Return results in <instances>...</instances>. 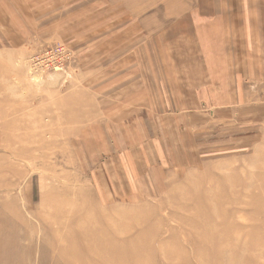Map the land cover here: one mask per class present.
Listing matches in <instances>:
<instances>
[{"label": "rangeland", "instance_id": "rangeland-1", "mask_svg": "<svg viewBox=\"0 0 264 264\" xmlns=\"http://www.w3.org/2000/svg\"><path fill=\"white\" fill-rule=\"evenodd\" d=\"M258 1L0 0V264H244L222 247L264 231V89L222 102L211 43ZM169 26L173 72L134 50Z\"/></svg>", "mask_w": 264, "mask_h": 264}, {"label": "crops", "instance_id": "crops-1", "mask_svg": "<svg viewBox=\"0 0 264 264\" xmlns=\"http://www.w3.org/2000/svg\"><path fill=\"white\" fill-rule=\"evenodd\" d=\"M255 9V15L250 14L249 16H239V17H233L234 19V26L232 27V30L236 32L234 35V38H220L218 40L212 41V47L211 49H216L218 51L216 56V66L218 68V72L222 73V79L219 81L218 87H223V89L231 87L233 88V93H226V90H222L220 94H222L220 97H222V102L230 103L233 102V104H239L242 105L244 102H253V98H251V88H262L264 89V0H259L257 3L254 4ZM191 23L194 24L196 27L198 34L204 36L207 34L209 35V31L206 27L208 23V18H205L204 16H196V19L191 21ZM213 23V22H211ZM169 29L170 33L169 36L164 34L165 30ZM163 32L157 31L153 33V41L148 42L146 44V41L143 39L145 38V33L143 32L141 40H143L141 43H136L134 47V50L137 52H141L143 54V51L146 52L149 50H155L154 54V61L156 62L158 59V56L166 55L168 57H173L172 60H169V66L168 69L169 72H173L176 69H172L171 63L177 65L178 62H175L174 56L177 54V50L174 47V39L176 40V36L178 32H175V35L171 34V31L173 27H168ZM161 33V34H160ZM186 33V32H185ZM164 35L163 38H161V35ZM187 34V33H186ZM159 37L157 38V36ZM174 37V38H173ZM208 38L206 39L204 37V47H202V56L204 57V49L207 48L209 45ZM139 41V39H138ZM151 43V46L149 45ZM147 45V46H146ZM113 46V44H112ZM210 46V45H209ZM117 47V46H113ZM126 47V46H125ZM151 48V49H150ZM192 49V48H191ZM181 50V49H180ZM184 50L186 51L184 54L185 58L188 59L189 55H192V53L189 51L187 45L185 44ZM116 51V49H115ZM129 51V49H128ZM220 51V53H219ZM222 53V54H221ZM116 54V52H115ZM179 56H182V53H179ZM193 56V55H192ZM129 57V56H128ZM128 57L122 58L124 60V64L119 66L116 65V70L120 73L121 76H126L127 79L129 78H136V76L139 74V67L138 64H136L134 67L130 69H125L126 64L128 63ZM202 57V68H201V74L197 73V78H193V81L196 82L195 87L202 88V91L200 90V96H204V69L205 65L203 64L204 58ZM92 62L97 61L98 59L96 55L92 56L91 58ZM95 62V64L97 63ZM130 64V63H129ZM185 69L192 71L193 66L184 65ZM153 67V75L156 80H158V87L160 88V82H161V75L158 71V75L156 73V66L154 64ZM136 69L137 72L134 76H128V73L132 69ZM101 69V68H100ZM199 72V71H197ZM136 78V84H137ZM135 80V79H133ZM218 82V81H217ZM222 82V83H220ZM222 84V85H221ZM250 89V91H249ZM238 90V92H237ZM249 92V94H248ZM258 95H260L259 99L255 103L256 105L260 104L259 102H264V100H261L262 97H264V92L261 93L259 90L256 92ZM202 94V95H201ZM239 96V97H238ZM255 96V95H253ZM204 102V101H203ZM264 107V104L263 106ZM257 111H261V106L256 107Z\"/></svg>", "mask_w": 264, "mask_h": 264}, {"label": "bare ground", "instance_id": "bare-ground-1", "mask_svg": "<svg viewBox=\"0 0 264 264\" xmlns=\"http://www.w3.org/2000/svg\"><path fill=\"white\" fill-rule=\"evenodd\" d=\"M221 214V213H220ZM223 214V213H222ZM222 214H221V216H222ZM254 216V215H253ZM225 217V216H224ZM253 220V219H252ZM253 223V222H252ZM264 223V222H263ZM230 225V224H229ZM255 225H257L258 226V224L257 223H254V226ZM227 226V225H226ZM234 227V226H233ZM232 227V228H233ZM227 228H229V227H227ZM247 228H249L251 231L248 233V230H247ZM214 229V228H213ZM231 229V228H230ZM225 230V229H224ZM147 231V230H146ZM157 234L158 233H160L161 232V230L159 231V229L157 230V231H155ZM153 233L154 235L156 234V233ZM146 233V232H145ZM231 233V232H230ZM143 234V233H142ZM232 234V233H231ZM145 235V234H144ZM175 235H176V233H175ZM226 235V234H225ZM230 236V235H229ZM263 236H264V231H256L255 230V228H253V226H249V227H241L238 231H237V233H236V235H235V238H237V240H234V244H230V245H225L224 247H222V249H223V251L224 252H226V253H228V254H230V253H232V255L233 256H235V257H237V258H241V259H243L242 261H244V264H264L263 262H261V260H264L263 258H264V246L261 244L262 243V241H264V238H263ZM157 237H158V235H157ZM178 237V236H177ZM245 237V238H244ZM159 238V237H158ZM230 238H231V236H230ZM142 237H141V241H142ZM146 239V238H145ZM181 239V238H180ZM224 238H223V236L221 235V242H223L224 240H223ZM147 240V239H146ZM182 240V239H181ZM184 240L186 241H188V243H189V240H191L190 238H184ZM187 241H186V243H187ZM192 241V240H191ZM209 241H210V239H209ZM231 241H232V239H231ZM136 242V241H135ZM139 242V241H138ZM161 242V241H160ZM194 242V241H193ZM202 241H200V243H201ZM211 242H212V240H211ZM221 242H220V244H221ZM132 243V242H131ZM134 243V242H133ZM140 243V242H139ZM142 243H144V242H142ZM178 243H179V241H178ZM188 243H187V245H188ZM225 243V242H224ZM227 243H228V241H227ZM253 243H255L256 245H262V248L260 247L259 248V251H258V253H257V255H254L253 254V256L252 255H247V253H246V251L250 248V246H254V245H251V244H253ZM264 243V242H263ZM135 244V243H134ZM136 244H137V242H136ZM146 244H148V243H146ZM161 244V243H160ZM169 245H171V244H169ZM179 245V244H178ZM132 246V245H131ZM142 246V245H141ZM147 246V245H146ZM193 246V245H192ZM192 246H190V247H192ZM210 246V245H209ZM138 247V246H137ZM136 247V248H137ZM145 247V246H144ZM183 247V246H182ZM189 247V246H188ZM195 247V246H194ZM197 247V246H196ZM251 247V248H252ZM259 247V246H258ZM135 248V249H136ZM149 248V247H148ZM179 248V247H178ZM180 248H181V246H180ZM193 248V247H192ZM214 248V247H213ZM213 248H211V249H213ZM253 248H255V246L253 247ZM253 248H252V250H253ZM133 249V248H132ZM137 249H139V248H137ZM147 249V248H146ZM155 249H157V247H155ZM182 249V248H181ZM180 249V250H181ZM235 249V250H234ZM127 250V249H126ZM214 250V249H213ZM221 250V249H220ZM219 250V251H220ZM256 250V249H255ZM152 251V250H151ZM206 251V250H205ZM209 251V250H208ZM223 251H220V252H223ZM185 252H187V251H185ZM196 252H198V251H196ZM219 252V253H220ZM136 253V252H135ZM138 253H141V252H139L138 251ZM158 253V252H157ZM176 253H178L177 252V249H173L172 251H170V255L171 256H173V258H174V255L176 254ZM189 253V252H188ZM201 253V252H200ZM200 253L198 252L197 254H199V256H200ZM218 253V254H219ZM252 253H254V252H252ZM132 254H133V252H132ZM168 254V253H167ZM204 254H206V253H204ZM225 254V253H224ZM136 255H138L137 253H136ZM180 255V254H179ZM214 255V254H213ZM220 255H221V253H220ZM198 256V258H200ZM202 256V255H201ZM239 256V257H238ZM139 258H140V255L138 256ZM137 257V259H139ZM143 257V255L141 256V258ZM180 257V256H179ZM218 257V256H217ZM234 257V258H235ZM189 258V257H188ZM187 258V259H188ZM204 258V257H203ZM215 258V257H214ZM219 258H221V257H219ZM142 259H144V258H142ZM146 259V258H145ZM164 259V258H163ZM185 259V258H184ZM208 259H209V257H208ZM141 260V259H140ZM177 260H178V255H177ZM183 260V259H182ZM189 260V259H188ZM187 260V261H188ZM214 260V259H213ZM154 261V260H153ZM174 261V260H173ZM199 261V260H198ZM204 262H206L205 260H203ZM209 261H211V260H209ZM221 261V260H220ZM140 262H142V261H138V263H140ZM145 262V260L143 261V263ZM146 262H148V261H146ZM199 262H201V259H200V261ZM215 262V261H214ZM217 262H219V260L217 261ZM187 263V262H186ZM198 263V262H197ZM223 263V262H222ZM182 264V263H181ZM201 264H203L202 262H201ZM204 264H206V263H204ZM208 264V263H207ZM215 264H218V263H216L215 262ZM228 264H230V263H228Z\"/></svg>", "mask_w": 264, "mask_h": 264}, {"label": "water", "instance_id": "water-1", "mask_svg": "<svg viewBox=\"0 0 264 264\" xmlns=\"http://www.w3.org/2000/svg\"><path fill=\"white\" fill-rule=\"evenodd\" d=\"M55 73H59V72H55ZM53 74H54V73H53ZM40 82H41V81H40ZM40 82H39V83H40Z\"/></svg>", "mask_w": 264, "mask_h": 264}, {"label": "built area", "instance_id": "built-area-1", "mask_svg": "<svg viewBox=\"0 0 264 264\" xmlns=\"http://www.w3.org/2000/svg\"><path fill=\"white\" fill-rule=\"evenodd\" d=\"M56 71H59V70H56Z\"/></svg>", "mask_w": 264, "mask_h": 264}]
</instances>
